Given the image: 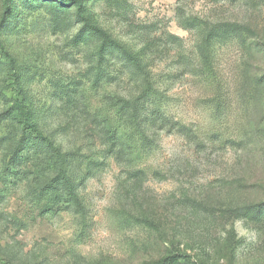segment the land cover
<instances>
[{"label": "rangeland", "instance_id": "rangeland-1", "mask_svg": "<svg viewBox=\"0 0 264 264\" xmlns=\"http://www.w3.org/2000/svg\"><path fill=\"white\" fill-rule=\"evenodd\" d=\"M0 264H264V0H0Z\"/></svg>", "mask_w": 264, "mask_h": 264}, {"label": "trees", "instance_id": "trees-1", "mask_svg": "<svg viewBox=\"0 0 264 264\" xmlns=\"http://www.w3.org/2000/svg\"><path fill=\"white\" fill-rule=\"evenodd\" d=\"M8 1V0H7ZM73 2H76L77 0H72ZM5 19V15L3 14L1 18V22L3 23ZM218 32H220V29H217ZM218 38V37H216ZM112 43L116 46L118 50H120L123 53H126V55L134 57L131 55L128 51H126L122 46L117 44L115 41ZM12 63V62H11ZM142 70V67H140ZM140 102L139 98H136L133 101L128 100H120V112L126 114L127 109L129 108L130 104H137ZM12 110L14 111V114H12L13 117L17 118L20 127H21V136L19 141V148L15 150V154L18 151H22L23 154L29 155L31 153L39 154L40 151L44 153H49L52 158H57L58 160H62L63 156L60 153L59 148L52 143V141L37 127V125L34 123L32 117L30 116L29 111L24 106L23 103L20 101H17L16 104L12 107ZM141 138L143 140L148 141V138L144 135L143 132H140ZM115 139V138H114ZM21 145V147H20ZM21 154V153H20ZM23 155V156H25ZM56 187H61L64 185V190L67 191L68 200L72 201L76 199V194L74 192V186L69 182L65 177L58 178L57 176L52 180ZM56 187H53L54 191L56 190ZM57 195V194H56ZM60 200L59 202H61Z\"/></svg>", "mask_w": 264, "mask_h": 264}]
</instances>
